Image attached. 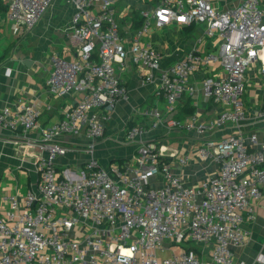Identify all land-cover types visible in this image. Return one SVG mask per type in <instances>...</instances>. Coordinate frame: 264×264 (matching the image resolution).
<instances>
[{
	"label": "built area",
	"instance_id": "built-area-1",
	"mask_svg": "<svg viewBox=\"0 0 264 264\" xmlns=\"http://www.w3.org/2000/svg\"><path fill=\"white\" fill-rule=\"evenodd\" d=\"M2 1L8 18L28 31L54 0ZM117 1L68 0L75 7L70 40L78 59L52 54L47 88L75 101L58 120L41 125V109L23 95L0 108V125L22 128L25 145L36 149L40 174L25 195L4 198L0 264H245L234 261L232 248L248 240L244 212L254 219L255 202L264 195V141L242 133L251 71L263 80L264 117V0H151L140 9L139 29L133 22L121 25ZM168 25L200 31L183 58L163 66L161 53L145 38L150 28ZM129 57L170 111L199 94L219 105L213 119L201 120L195 112L169 122L196 134V154L219 165L215 177L188 185L170 159L188 165L193 153L179 155L147 138L150 128L164 124L157 106L146 111L148 127L140 123L127 131V140L138 144L135 163H100L95 152L106 123L129 97L117 70ZM217 64L219 72L212 70ZM205 70L213 73L197 78ZM227 124L235 132L210 136ZM32 129H39L38 138L27 135ZM81 132L84 143L61 140ZM78 151L89 155L79 168L59 165V156Z\"/></svg>",
	"mask_w": 264,
	"mask_h": 264
},
{
	"label": "crops",
	"instance_id": "crops-1",
	"mask_svg": "<svg viewBox=\"0 0 264 264\" xmlns=\"http://www.w3.org/2000/svg\"><path fill=\"white\" fill-rule=\"evenodd\" d=\"M3 1L0 2V108L11 104L19 95L25 96L41 109L39 123L48 125L61 116L63 109L74 104L72 97H59L47 88V79L52 69L51 55L59 54L70 60L78 59L77 51L71 46V18L75 7L68 0H54L53 4L43 14L38 24L32 30H26L11 21L6 10L3 11ZM151 5V0H118L116 10L121 25L127 26L134 22V15L140 9ZM7 6V5H6ZM190 26L168 25L160 29L150 28L145 41L152 43L162 55V65L167 66L177 59H181L196 44V37L200 31ZM203 50L206 47L198 45ZM216 67V68H215ZM220 71L215 65L212 70ZM117 70L125 79L130 93L128 99H121L113 111L112 117L106 123L105 135L98 142L95 155L104 166L110 164H134L138 153L136 141L126 138L127 131L136 124L149 126L151 117L146 111L159 107L164 114V124L157 128H150L147 138L176 148L179 155L186 152L193 153L188 165H181L177 158L170 159L172 168L179 173L188 185H200L202 180L211 179L218 173L219 165L196 154L200 140L193 131L175 129L169 122L174 119H185L184 105L186 99L180 100L174 111H170L164 99L153 94L154 86L145 84L138 66L129 57L125 65L117 64ZM202 71L197 78L213 73ZM10 71V72H9ZM206 72V73H203ZM250 82L244 94L247 119L243 122L242 133L245 137L257 133L258 140L264 141V117L259 116L263 101V80L249 72ZM192 105L200 114L201 120L215 118L220 110L219 105L211 99L199 94L192 97ZM235 132L231 124H227L214 134L216 137ZM23 129L13 131L0 125V208L5 207L4 198L11 194L25 195L31 188H35L39 180L36 169L35 148L25 145ZM27 135L38 138L39 129L30 130ZM17 140H23L17 142ZM66 144L86 142L85 133L67 134L61 137ZM172 143V144H170ZM196 146V147H195ZM88 154L81 151L59 156L60 166L70 165L79 168L88 158ZM264 189V188H263ZM255 218L250 219L248 212H244L243 226L249 237L245 244L233 247L234 261L245 264H264L260 257H264V195L255 202Z\"/></svg>",
	"mask_w": 264,
	"mask_h": 264
},
{
	"label": "trees",
	"instance_id": "trees-1",
	"mask_svg": "<svg viewBox=\"0 0 264 264\" xmlns=\"http://www.w3.org/2000/svg\"><path fill=\"white\" fill-rule=\"evenodd\" d=\"M0 2L2 3V0H0ZM3 11L7 9L6 5H3ZM133 27L135 29H139L143 26L144 24V18L141 16V14L139 12L136 11L135 15H134V22H133ZM194 29V26H190L188 27V31L191 32V30ZM193 99L191 97L186 98V105H184V109H185V116H190L192 114H194L196 112V108L194 105H192Z\"/></svg>",
	"mask_w": 264,
	"mask_h": 264
},
{
	"label": "rangeland",
	"instance_id": "rangeland-1",
	"mask_svg": "<svg viewBox=\"0 0 264 264\" xmlns=\"http://www.w3.org/2000/svg\"><path fill=\"white\" fill-rule=\"evenodd\" d=\"M167 144H169V143H167ZM170 144H172V143H170ZM182 244V246H191V247H196V244L195 243H190V242H183V243H181Z\"/></svg>",
	"mask_w": 264,
	"mask_h": 264
}]
</instances>
